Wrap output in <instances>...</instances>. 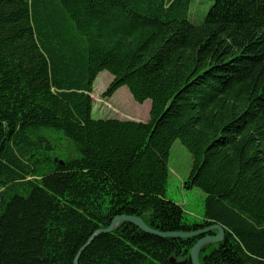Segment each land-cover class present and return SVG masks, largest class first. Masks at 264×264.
Masks as SVG:
<instances>
[{
    "label": "trees",
    "instance_id": "obj_1",
    "mask_svg": "<svg viewBox=\"0 0 264 264\" xmlns=\"http://www.w3.org/2000/svg\"><path fill=\"white\" fill-rule=\"evenodd\" d=\"M189 4L0 0V264H74L82 247L77 264H191L198 237L124 222L88 241L121 214L160 231L218 223L200 264H264V0H214L197 23ZM103 70L101 95L149 99L145 121L92 117ZM44 129L75 154L54 158ZM175 139L183 186L205 194L199 222L164 197Z\"/></svg>",
    "mask_w": 264,
    "mask_h": 264
},
{
    "label": "rangeland",
    "instance_id": "obj_2",
    "mask_svg": "<svg viewBox=\"0 0 264 264\" xmlns=\"http://www.w3.org/2000/svg\"><path fill=\"white\" fill-rule=\"evenodd\" d=\"M213 1L190 0L189 20L193 23L199 22ZM111 80L112 76L105 70L99 72L94 80L92 92L90 93L93 102L92 117L117 119L137 117L139 121H145L150 108L149 99L144 100L142 103L134 101L126 86L118 88L109 98H104L101 95ZM41 134L52 142L55 152L54 158L63 160L75 154L72 144L61 132L44 129ZM190 165L191 155L189 151L179 139H175L171 144L167 159L168 177L165 183L164 197L180 205L183 215L188 221L199 222L205 194L198 187L185 188L183 186V182L189 175Z\"/></svg>",
    "mask_w": 264,
    "mask_h": 264
},
{
    "label": "water",
    "instance_id": "obj_3",
    "mask_svg": "<svg viewBox=\"0 0 264 264\" xmlns=\"http://www.w3.org/2000/svg\"><path fill=\"white\" fill-rule=\"evenodd\" d=\"M61 162V161H60ZM128 222L138 228L140 231L145 232L147 234L155 235L161 238H192L198 237L195 243L192 245L190 252H189V259L191 264H200L199 261V252L201 248L207 244L219 242L222 240L224 235V228L218 224L214 223L208 226L200 227L196 230L192 231H160L148 226L140 217L121 214L116 215L112 218L110 223L103 228H98L94 230V232L88 238V241L91 240L92 237L101 234V233H109L117 229L122 223ZM212 231L216 233L214 235L208 234ZM201 236V237H200ZM83 248V247H82ZM81 248V249H82ZM80 249V251H81ZM79 251V252H80ZM79 252L76 254L74 258V264H77V259Z\"/></svg>",
    "mask_w": 264,
    "mask_h": 264
},
{
    "label": "bare ground",
    "instance_id": "obj_4",
    "mask_svg": "<svg viewBox=\"0 0 264 264\" xmlns=\"http://www.w3.org/2000/svg\"><path fill=\"white\" fill-rule=\"evenodd\" d=\"M38 131H39V129H38ZM35 133H36V132H35ZM38 133H39V132H38ZM30 137H31V136H30ZM34 137H35V136H34ZM32 142H34V141H32ZM72 147H74V145H73ZM69 150H70V149H69ZM67 156H68V155H67ZM38 158H39V157H38ZM69 161H70V160H69ZM141 219H142V218H141ZM143 221H144V220H143ZM182 223H183V222H182ZM179 229H180V228H179ZM192 243H193V242H192ZM193 244H194V243H193ZM189 250H190V247H189ZM189 250H188V252H190ZM206 252H207V251H206ZM208 253H209V252H208Z\"/></svg>",
    "mask_w": 264,
    "mask_h": 264
},
{
    "label": "crops",
    "instance_id": "obj_5",
    "mask_svg": "<svg viewBox=\"0 0 264 264\" xmlns=\"http://www.w3.org/2000/svg\"><path fill=\"white\" fill-rule=\"evenodd\" d=\"M129 119L139 121V119L137 117L136 118H129Z\"/></svg>",
    "mask_w": 264,
    "mask_h": 264
},
{
    "label": "flooded vegetation",
    "instance_id": "obj_6",
    "mask_svg": "<svg viewBox=\"0 0 264 264\" xmlns=\"http://www.w3.org/2000/svg\"><path fill=\"white\" fill-rule=\"evenodd\" d=\"M208 234H210V233H208ZM201 237V236H200Z\"/></svg>",
    "mask_w": 264,
    "mask_h": 264
}]
</instances>
